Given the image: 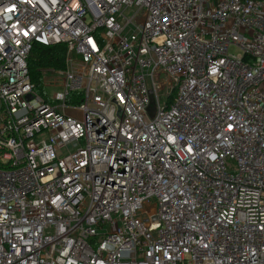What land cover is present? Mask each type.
<instances>
[{"label":"built area","instance_id":"obj_1","mask_svg":"<svg viewBox=\"0 0 264 264\" xmlns=\"http://www.w3.org/2000/svg\"><path fill=\"white\" fill-rule=\"evenodd\" d=\"M0 264H264V0H0Z\"/></svg>","mask_w":264,"mask_h":264},{"label":"trees","instance_id":"obj_2","mask_svg":"<svg viewBox=\"0 0 264 264\" xmlns=\"http://www.w3.org/2000/svg\"><path fill=\"white\" fill-rule=\"evenodd\" d=\"M65 55L66 47L64 45L44 46L38 43L33 44L28 55L27 64L30 80L36 93H43L41 71L43 69H63L65 64ZM79 99H75V101H68V103L76 102L75 104H79Z\"/></svg>","mask_w":264,"mask_h":264},{"label":"rangeland","instance_id":"obj_3","mask_svg":"<svg viewBox=\"0 0 264 264\" xmlns=\"http://www.w3.org/2000/svg\"><path fill=\"white\" fill-rule=\"evenodd\" d=\"M42 85H43V93H39L41 96H45V97L52 96L53 93L56 91L55 89H53V86L51 87V85H47L44 82H42ZM149 204L153 205L154 201L149 200Z\"/></svg>","mask_w":264,"mask_h":264},{"label":"water","instance_id":"obj_4","mask_svg":"<svg viewBox=\"0 0 264 264\" xmlns=\"http://www.w3.org/2000/svg\"><path fill=\"white\" fill-rule=\"evenodd\" d=\"M31 99V96L29 95V96H27V100H30Z\"/></svg>","mask_w":264,"mask_h":264}]
</instances>
